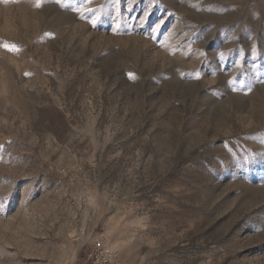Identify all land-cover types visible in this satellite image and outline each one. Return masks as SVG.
<instances>
[{"label": "rangeland", "instance_id": "374dc122", "mask_svg": "<svg viewBox=\"0 0 264 264\" xmlns=\"http://www.w3.org/2000/svg\"><path fill=\"white\" fill-rule=\"evenodd\" d=\"M101 235L264 264V0H0V264Z\"/></svg>", "mask_w": 264, "mask_h": 264}, {"label": "built area", "instance_id": "2783aa9c", "mask_svg": "<svg viewBox=\"0 0 264 264\" xmlns=\"http://www.w3.org/2000/svg\"><path fill=\"white\" fill-rule=\"evenodd\" d=\"M85 257L89 264H122L119 252L110 246L103 235L91 243Z\"/></svg>", "mask_w": 264, "mask_h": 264}, {"label": "snow or ice", "instance_id": "6c2138e0", "mask_svg": "<svg viewBox=\"0 0 264 264\" xmlns=\"http://www.w3.org/2000/svg\"><path fill=\"white\" fill-rule=\"evenodd\" d=\"M37 6H39V5H37ZM6 47H8V46L6 45ZM13 49H14V46H13ZM13 49H10V50H13Z\"/></svg>", "mask_w": 264, "mask_h": 264}]
</instances>
